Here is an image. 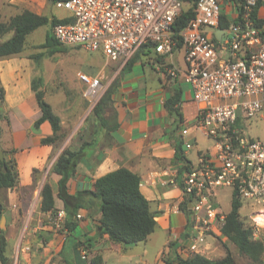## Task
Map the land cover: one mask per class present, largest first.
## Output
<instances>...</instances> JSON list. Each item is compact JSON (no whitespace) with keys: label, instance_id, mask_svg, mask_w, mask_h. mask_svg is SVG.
<instances>
[{"label":"crops","instance_id":"1","mask_svg":"<svg viewBox=\"0 0 264 264\" xmlns=\"http://www.w3.org/2000/svg\"><path fill=\"white\" fill-rule=\"evenodd\" d=\"M221 2L224 17L234 22L236 8L229 0ZM257 14L264 21V4ZM261 28L264 29V23ZM92 53L98 63L91 66L90 73L86 72L100 77L107 90L114 87V102L105 111L103 122L92 117L85 124L75 123L72 134L57 145L42 143V138L53 135L49 121L35 125L41 116L33 89L35 80L48 101L49 71L46 60L41 59L43 55L37 54L36 61L22 51L0 59V82L5 90L4 99H0L2 150L4 157L5 151L17 150L14 157L19 170V183L15 187L0 189V233L4 228L8 264H92L93 260L96 264H164L163 254L166 257L179 254L190 228L192 214L187 205L181 208L185 202L181 183L186 162H196L201 152L214 153L216 146L196 125L199 105L193 100L190 85L182 76L173 78L165 71L169 64L185 68L183 44L171 56L142 48L127 64L109 59L102 51ZM221 56L226 58L227 54L221 52ZM73 87L78 91L83 88L84 92L87 89L83 81L75 78ZM173 97L174 108L180 115L167 107V101ZM262 100L263 110L256 116L259 118H264V97ZM53 110L64 127L63 116L54 107ZM205 139L212 144L203 148ZM84 141L88 144L83 158L67 183V192L72 197L68 208L74 210L79 204L72 215L75 224L72 229L59 230L53 224L56 214L42 210L41 192L48 182L56 209L66 210L65 201L59 196L61 176L52 167L65 148L78 149ZM180 143L182 159L177 157ZM187 143L193 144V148L187 149ZM122 167L140 176L141 191L150 201L157 220L156 230L137 244L114 243L107 234H102L101 200L83 192L93 189L97 178ZM225 189H230L233 197L231 188H221L218 201ZM221 209L225 214L231 210ZM208 245L209 249L201 253L207 257L221 249L217 244Z\"/></svg>","mask_w":264,"mask_h":264},{"label":"built area","instance_id":"2","mask_svg":"<svg viewBox=\"0 0 264 264\" xmlns=\"http://www.w3.org/2000/svg\"><path fill=\"white\" fill-rule=\"evenodd\" d=\"M229 1L237 16L222 28L221 0H196L194 15L180 32L186 66H165L167 75L182 76L190 85L199 105L196 125L216 146L214 153L201 152L196 162H186L181 186L192 220L181 242L179 254L183 256L208 250L207 237L224 236L227 214L217 199L221 188L236 192L241 209L258 208L250 212L247 226L252 228L253 239L264 244V139L246 135L241 125L263 110L264 29L257 25L256 13L260 0ZM185 3L190 1L56 0L54 4L70 11L65 17L72 20L55 24L53 34L63 45L102 51L123 64L145 45L171 56L177 48L172 26ZM220 28L219 39L215 31ZM79 78L87 85L85 96L93 105L98 103L107 90L101 78L82 72ZM186 148L193 144L187 143ZM66 219L65 209H60L53 224L65 229Z\"/></svg>","mask_w":264,"mask_h":264},{"label":"trees","instance_id":"3","mask_svg":"<svg viewBox=\"0 0 264 264\" xmlns=\"http://www.w3.org/2000/svg\"><path fill=\"white\" fill-rule=\"evenodd\" d=\"M52 1L55 2L56 0ZM189 1V6L182 10L172 26V36L177 40V46H182L180 32L186 28L194 15L196 0ZM263 4L264 0H260L256 13H258V8ZM71 20V17L59 18L54 16L50 18L49 16L38 14L31 10H24L12 16L7 22L0 20V59L17 55L24 51L27 45V37L39 27L50 24L53 28L59 22H68ZM263 23V20H257L258 26L261 27ZM229 25L230 22L223 15L220 26L226 28ZM39 46L47 48L49 50L48 55L67 49L66 46L57 40L53 33H48L45 42ZM142 48L152 49L149 45H145ZM113 88H109L93 108L92 117H96L101 122L105 120V111L114 102ZM33 89L41 109V116L35 122V125L38 127L42 122L49 121L53 129V135L42 138V143L57 145L65 138L62 132V119L53 110L52 105L45 99V92L39 88L36 80L33 82ZM4 96L5 90L0 82V99H4ZM174 99L173 97L167 101V107L173 109L178 114V109L174 108L176 104ZM1 118L2 113L0 112V120ZM87 144L88 142L84 141L78 149L65 148L52 167V171L61 176L59 181V196L66 204V227L68 229H72L75 224V221H72V215L75 214V209L79 208V204L75 206L74 210L68 208L70 198L72 197L67 192V183L70 178L74 177L77 165L83 158ZM0 150H2L1 138ZM16 151V149H12L10 152L5 151L4 161L0 160V189L15 187L19 183V170L14 157ZM182 151V144L180 143L177 145V157L180 159L183 158ZM140 183L141 178L138 174L128 168L122 167L97 178L93 184V189L83 191L84 193H91L100 198L102 215L99 220V228L101 233L107 234L114 243L123 245L137 244L145 241L156 230L157 220L155 214L151 209L150 201L141 191ZM41 195L42 210L51 211L56 214L58 210L55 207V196L48 182L43 186ZM186 205L188 206L187 201L181 204V208L184 209ZM231 205V210L226 215V222L222 230L223 234L236 246L238 253L248 257L252 264H264V244L260 240L253 239L252 228L247 226L242 219L240 212L242 203L237 198L236 192L233 193ZM6 248L7 240L5 229H1L0 260L2 264H8L9 261L6 255ZM92 264H96L95 260H93ZM164 264L238 263L233 252L227 247L226 255L221 258L212 259L199 253L188 256L176 253L166 257Z\"/></svg>","mask_w":264,"mask_h":264},{"label":"rangeland","instance_id":"4","mask_svg":"<svg viewBox=\"0 0 264 264\" xmlns=\"http://www.w3.org/2000/svg\"><path fill=\"white\" fill-rule=\"evenodd\" d=\"M184 6L188 7L189 3H185ZM24 10H31L35 13L49 16L50 18L54 16L64 17L70 14V11L58 8L52 0H0L1 21L7 22L12 16ZM48 33H53V28L50 24L41 26L29 34L27 37L28 43L24 49V54H30L36 61V55L41 54L43 55L41 59L46 60L47 70L49 71L47 99L64 118L63 134L66 138L72 134L75 123L85 124L86 120L91 119L93 116L92 114L94 105L85 96L83 89L85 86L78 91L75 87H73V79L75 78L80 80L79 73L81 72L89 74V71L92 69L91 66H97L98 61L94 57V53L75 47H66L67 49L65 51H57L51 55H48L49 50L39 46L45 42ZM57 64H60L58 67L59 69L54 68L57 66ZM78 67H80V69H78ZM77 69L78 72L76 73ZM75 73L76 75L74 77ZM241 125L244 128L246 135L248 134L253 138L264 139V118L253 117L245 119L241 121ZM211 144L212 142H210V140L205 139L202 141L201 145L203 148H205ZM231 198L230 189H225V191L219 196L221 207L225 211H228L231 208ZM257 209L258 208H254L252 205H250L246 206L240 211L241 217L246 224L251 222L250 212H253ZM223 238L219 237L215 239L212 237H207L208 243H211V246H215L217 244L221 248L215 251V253L208 254L209 257L217 259L225 256L226 247H230L233 250L232 252L238 264H252L248 257L238 253L236 246L230 242L228 238H225V236H223Z\"/></svg>","mask_w":264,"mask_h":264},{"label":"water","instance_id":"5","mask_svg":"<svg viewBox=\"0 0 264 264\" xmlns=\"http://www.w3.org/2000/svg\"><path fill=\"white\" fill-rule=\"evenodd\" d=\"M222 33H223V29L220 28V29H218V30L216 31L215 35H216L217 38L220 39ZM4 159H5V157H4V152H3V150H0V160H1V161H4ZM1 210H2V205H1V203H0V212H1ZM3 229H4V228H3Z\"/></svg>","mask_w":264,"mask_h":264},{"label":"bare ground","instance_id":"6","mask_svg":"<svg viewBox=\"0 0 264 264\" xmlns=\"http://www.w3.org/2000/svg\"><path fill=\"white\" fill-rule=\"evenodd\" d=\"M258 215H260V214L258 213Z\"/></svg>","mask_w":264,"mask_h":264}]
</instances>
